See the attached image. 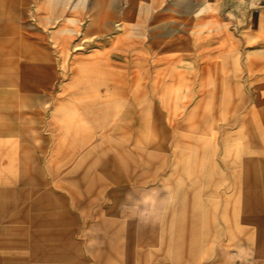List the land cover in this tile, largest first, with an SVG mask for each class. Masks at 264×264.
<instances>
[{"label":"rangeland","instance_id":"obj_1","mask_svg":"<svg viewBox=\"0 0 264 264\" xmlns=\"http://www.w3.org/2000/svg\"><path fill=\"white\" fill-rule=\"evenodd\" d=\"M53 1L0 0V264H264V5Z\"/></svg>","mask_w":264,"mask_h":264},{"label":"crops","instance_id":"obj_2","mask_svg":"<svg viewBox=\"0 0 264 264\" xmlns=\"http://www.w3.org/2000/svg\"><path fill=\"white\" fill-rule=\"evenodd\" d=\"M15 185H16L15 188L6 187L5 189H3L1 191L2 193H5L8 196V198H7L8 200H7V203H5L4 205H1L0 212H8V210L19 206V203L21 201V193H20L21 189H20V185H19L18 181H16ZM3 216H4V214L0 213V221L3 218ZM24 219H25V222H27L26 221V212H24L23 210H18L7 221H9V223H19L20 221H23Z\"/></svg>","mask_w":264,"mask_h":264},{"label":"built area","instance_id":"obj_3","mask_svg":"<svg viewBox=\"0 0 264 264\" xmlns=\"http://www.w3.org/2000/svg\"><path fill=\"white\" fill-rule=\"evenodd\" d=\"M246 3V10H251L257 8L258 6L264 5V0H244Z\"/></svg>","mask_w":264,"mask_h":264},{"label":"bare ground","instance_id":"obj_4","mask_svg":"<svg viewBox=\"0 0 264 264\" xmlns=\"http://www.w3.org/2000/svg\"><path fill=\"white\" fill-rule=\"evenodd\" d=\"M52 2H54V1L52 0ZM205 3H206V1L204 0V1H199L197 4H199V5H200V4H203V5H204ZM80 4H81V3H80ZM92 4H93V5H97V2L93 0V3H92ZM53 5H54V3H53ZM116 6H117V5H116ZM117 7H118V6H117ZM115 8H116V7H115ZM92 10H93V9H92ZM92 19H93V18H92ZM90 23H91V22H90ZM46 36H47V35H46ZM53 50H54V51H58L59 49L57 50V47H56V48H54ZM43 51H45V50H43ZM56 54H57V53H56ZM48 57H51V56H50V53H48V52L45 51L44 55L42 56V60H44V59H46V58H48ZM11 61H12V60H11ZM3 63L5 64V61H3ZM86 108H87V107H86Z\"/></svg>","mask_w":264,"mask_h":264}]
</instances>
